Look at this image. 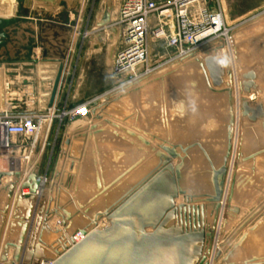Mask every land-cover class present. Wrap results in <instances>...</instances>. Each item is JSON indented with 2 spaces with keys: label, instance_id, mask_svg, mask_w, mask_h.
<instances>
[{
  "label": "rangeland",
  "instance_id": "obj_1",
  "mask_svg": "<svg viewBox=\"0 0 264 264\" xmlns=\"http://www.w3.org/2000/svg\"><path fill=\"white\" fill-rule=\"evenodd\" d=\"M23 1L0 0V5L5 7L6 11L8 9V13L11 14L10 3H14V5L16 4V6L13 5L16 12L13 16L26 15L27 12L22 9ZM84 2L85 4L80 11L82 12L80 15L74 14L72 10H69V2L64 4V11L57 16L56 22L66 24L70 20H73V23H76L77 30H92L94 28V18H92L91 23L88 25V23L86 24V19L83 17L87 6L90 8L94 6L97 10L105 9V12L111 7L112 22L115 23L119 20L120 0H85ZM157 3L162 2L159 1ZM263 19L264 7L250 14L248 17L238 21H229V25L233 28V32L250 31L246 32V35L241 38L244 39L257 33L260 34L264 30ZM257 21L258 24H255ZM155 27L156 24H152L149 30L148 60L147 65L141 70L145 71L149 67L151 72L148 76L135 82L136 86L134 88H127L124 94L105 104L107 96L130 85L126 84V78H117L115 75L113 76L116 77L117 81L107 84L106 82L109 79L106 80V78L110 75H103V89L97 91V98L80 103L77 106L68 104L60 106L57 110L56 108L53 110H56V113L49 137L47 134V144L38 159L32 146L36 148L40 140L39 138L45 133V128V130H41L38 136L30 138L25 142V144L31 145L29 151L25 153L20 152L16 155L1 154L0 172H22L28 170L31 173L33 167H39L40 177L47 178L44 196L46 204L48 205L49 203L51 212L57 210L65 217L67 214H70L73 222H76L80 218L86 224L89 222L88 218L93 217L98 211L103 212L108 209L156 168L159 164L158 153L164 152L161 150V146L171 147L173 145L184 144L183 140L178 136L179 133H182L184 125H198L201 123L200 119H202L203 113L204 115L207 113L205 115L207 118H213L214 116L218 118L220 114L227 118L228 104L222 99L223 104L220 100L213 102L211 97L213 94L216 96V94L211 93L208 87H204L201 79L199 86L203 93L199 94V91L197 92L199 86L192 85L191 82H188L190 83L188 85L186 81L188 90L184 87L185 83H181L180 79H178L179 75H181L178 67L180 66V59L176 58V51L167 46L165 37H156L154 32ZM118 44L119 49H121L119 41ZM244 45V48L248 51L253 47L252 42H245ZM238 52H240L239 49ZM244 68V73L251 70L258 71V68L255 66H245ZM200 74V77L204 80L205 76L202 70ZM165 82H167L166 85ZM150 83L153 84L150 86ZM151 87L152 89H150ZM255 95L256 97H260L259 94ZM215 98L219 99V97ZM233 98L234 107L236 108L237 96L234 92ZM200 99L203 101V104H199ZM96 102L100 105L101 103L105 105L94 107ZM85 105H90L86 114L78 117L72 116L75 110ZM190 105H193V108ZM41 112L47 113L48 111L42 107ZM44 124L46 125V123ZM73 128L76 130L82 129V131H77V135L74 136L75 140L89 141L96 139V144L89 148L86 146V148L85 142H82L81 145L78 143L76 153L71 157H67V159H63L64 135L69 129ZM235 135L236 130L234 131ZM65 144L67 145V143ZM87 150L93 152L89 156L90 160H92V162H89V166H85L83 161L80 162L84 160V152ZM262 155H264V146L255 152L246 153L245 157H252L253 161L254 158ZM232 157L229 173L232 169ZM36 161L39 166L35 167L32 164ZM94 161H97V163H94ZM252 161H242L243 164H241L242 166L238 172L241 175L238 178V183L240 182V188L244 187L246 181L251 177L250 179H253L259 185L253 188L252 192L246 197V201L240 198V200L232 203L234 208L238 207L240 209V213L237 217H233L232 213L231 216L226 215L227 219L223 222L222 228L219 231L217 230L218 238L216 235L213 242L215 243L216 241V243L215 245L212 243L211 246H215L214 248L220 244L223 246L221 248V256L215 264H264V239L254 238L255 233L264 224V172H256L255 176V165L249 163ZM261 162L263 163L264 159ZM62 163L63 166H61ZM177 164H180L179 160L174 161V165ZM245 165H248V168H242ZM83 166L88 168L86 173H84L85 176L87 174H90V176L82 179L80 177V169ZM88 170H90V173H88ZM257 177H261L262 179ZM228 178L225 195L228 187ZM98 201H101V207L96 210V203ZM184 202L185 198L180 197L176 200V205ZM1 205L4 206L3 203ZM53 222L56 224L54 230L57 227L60 228L58 217L54 218ZM213 223L214 216L210 215L206 223L208 228H211ZM104 224L107 225L106 227H110V221L106 218L100 223L101 226ZM100 225L99 228L101 229ZM152 231V229H148V232ZM212 247L209 250V260L211 258ZM204 252L206 253V251ZM192 256L193 261H195V256ZM199 260L200 258L198 257L197 262Z\"/></svg>",
  "mask_w": 264,
  "mask_h": 264
},
{
  "label": "water",
  "instance_id": "obj_2",
  "mask_svg": "<svg viewBox=\"0 0 264 264\" xmlns=\"http://www.w3.org/2000/svg\"><path fill=\"white\" fill-rule=\"evenodd\" d=\"M84 1L24 0V6L27 9L36 6L56 10L68 2H75L77 12H80ZM111 13L112 8L109 7L98 28H109L110 40L117 42L119 29L112 26ZM44 18L49 17L45 14ZM5 25L6 22L0 20V27ZM99 37H104V34ZM5 39L6 35L1 33L0 48L5 44ZM221 45L222 43H214L205 46L202 51L180 59L179 63L190 58L197 59L205 73L207 72L212 93L228 94V122L224 129L222 155L217 158L211 155L199 139L186 145L161 146L164 152L158 153L159 164L156 168L108 209L98 211L88 218L89 222L86 224L73 222L70 214L65 217L59 211L51 212L46 207V184L40 182L39 167L32 166L34 169L32 168V172L25 178L21 172H0V194L4 191L7 199L4 209L0 210V216L2 225L7 223L9 227L7 240L0 252V264H166V261L167 264H192L193 256L189 254V246L192 244L199 246L194 253L196 264H210L209 250L217 235L234 150V91L226 88L228 79L232 83L233 72L230 63L224 62L217 51L213 50L220 49ZM59 62L60 68L53 86L49 109L56 107L62 93L71 55H68L66 63ZM257 79L258 73L255 70L243 74L242 91L245 96L258 94L260 87ZM135 86L136 84H131L110 94L105 104L124 94L127 88ZM98 105L101 106L96 102L94 107H99ZM242 117L252 123L263 121L264 128V103L252 106L246 98L243 99ZM40 140L35 148L37 159L44 151ZM193 151H199L204 158L209 185L206 191H197L193 187L185 186L184 170L189 165L190 153ZM175 160H179L180 164L174 165ZM3 178H11L12 182L3 187ZM18 185L20 190L16 193ZM24 190H29L28 197H25ZM180 197L185 198V202L176 205V200ZM208 209H212L214 216L211 228L206 224ZM227 211V216L232 213L233 217L240 213L238 207L233 210L229 207ZM56 217L59 218V227L63 230H53L50 226ZM105 218L110 221V227L99 230L100 222ZM172 222L174 224L168 228ZM148 229L153 231L148 232ZM48 233L60 234L57 242L60 248L55 250L53 256L48 255L49 248L44 241ZM79 234L84 239L76 243L75 237ZM1 236L2 233L0 239ZM11 251L13 256L9 261L8 255ZM167 252L174 254L166 259L164 256ZM220 256L221 249H218L215 263ZM198 257L200 260L197 262Z\"/></svg>",
  "mask_w": 264,
  "mask_h": 264
},
{
  "label": "crops",
  "instance_id": "obj_3",
  "mask_svg": "<svg viewBox=\"0 0 264 264\" xmlns=\"http://www.w3.org/2000/svg\"><path fill=\"white\" fill-rule=\"evenodd\" d=\"M154 1L163 3L166 0ZM222 3L228 23L229 21H238L248 17L250 14L264 7V0H222ZM84 4L85 2H82V7H84ZM10 5L11 14L8 13V9L6 11L5 7L0 5V20L6 22L4 27H0V34L4 33L6 35V39L3 40L5 44L0 48V113H45L41 112L42 107L47 111L51 110L49 109V104L53 86L60 68L59 61L66 63L68 55H71V62L66 74L62 93L59 96L56 107H54L56 110L62 105L71 104L72 106H77L80 105V103L97 98V91L103 89V75H110L106 78V80L109 79L106 82L107 84L117 81L116 77L113 76L112 66L120 51L118 41L112 42L110 40V30H108V28L104 30L98 28V24L103 20L105 9L97 10L94 6L93 8L87 6L83 17L86 19V24L88 23V25L91 23L92 18H94V28L92 30H77L76 23H73V20H70V22L66 24L56 22L57 16L64 11V5L56 10L41 9L36 6L27 9L23 1L22 9H24L27 14L15 16L13 15L16 12V10H14L16 4L10 3ZM68 5L69 10H72L74 14L80 15L82 13L77 12V3L69 2ZM209 5L212 6V3L210 2ZM45 14L49 18H44ZM86 14L87 16H85ZM152 24H157L156 17L150 20V28ZM100 34H104V37L100 38ZM253 127L255 128V126ZM255 129L258 139L262 140V144H264V136L262 137L264 134L262 133L261 126L257 125ZM77 131H82V129H69L64 135L63 159H67V157H71L76 153V146L78 143L81 145L82 142H85V147L87 146L88 148L96 144V139H91L89 140L90 142L88 140H75L74 136L77 135ZM185 132V129H182V133L178 134V136H180L179 138L183 140L184 145L199 139L188 136V133L187 135L184 134ZM47 134L48 131L45 130L42 139L43 150L47 144ZM258 139L245 148L248 153L263 148L264 145L257 147L256 144ZM13 140L15 143L13 154L16 155L20 152L25 153L31 149V145L25 144V142L29 140L28 138L14 137ZM199 140L203 142L201 138ZM65 143H67V145ZM204 145L206 147L205 143ZM84 153L85 158L80 162L83 161L85 166H89V162H92L89 156L92 155L93 152L87 150ZM244 155H246V153H244ZM263 159L264 156L257 159V167L259 161ZM63 162L66 163L65 160H63ZM94 163H97V161H94ZM61 166H63V163ZM245 166L248 167V165ZM260 166L261 168H258L264 171V162H261ZM87 169L88 168L84 166L80 169V177L82 179L87 178L86 176H90V174L86 176L84 174ZM142 170L144 171V169ZM21 173L25 178L28 177L30 171L26 170ZM88 173H90V170H88ZM11 182L12 179L9 178H4L2 181L3 185H8ZM18 190L19 186L16 193ZM23 193L25 197L29 196V190H24ZM5 195L6 193L0 196V210L4 209L1 203L5 204L7 200ZM96 206V210L101 207V201H98ZM46 207L50 209L49 203L48 205L46 204ZM210 215L211 211L206 213V222H208V217ZM8 219L9 221L11 220L10 215ZM79 220L80 218L77 219L76 222L79 223ZM81 221V223H83V220ZM55 225L54 222L50 223L52 229L55 228ZM106 228H99V230ZM8 230V224L6 223V225L3 226L0 216V233H2L0 239V252L7 240ZM254 238L264 239V225L255 233ZM59 239V235L52 233L46 234L44 241L49 248L48 255L53 256L55 250L60 248L57 244ZM12 256L13 252L11 251L8 255L9 261L12 260Z\"/></svg>",
  "mask_w": 264,
  "mask_h": 264
},
{
  "label": "built area",
  "instance_id": "obj_4",
  "mask_svg": "<svg viewBox=\"0 0 264 264\" xmlns=\"http://www.w3.org/2000/svg\"><path fill=\"white\" fill-rule=\"evenodd\" d=\"M153 17L157 18L156 37L166 38L167 46L176 51L177 59L202 51L214 43L229 44L233 34L222 0H166L159 4L154 0H120L119 20L112 22V26L119 29L118 41L121 44L113 62V73L117 78H126L127 85L151 72L148 66L145 71L141 70L147 65L150 20ZM89 106L78 108L72 116L86 114ZM55 113L56 110L47 113H0V155H13L14 137L34 138L46 128L49 137ZM32 149L35 150L34 146ZM43 179L47 181V178ZM83 239L79 234L75 242L80 243Z\"/></svg>",
  "mask_w": 264,
  "mask_h": 264
},
{
  "label": "bare ground",
  "instance_id": "obj_5",
  "mask_svg": "<svg viewBox=\"0 0 264 264\" xmlns=\"http://www.w3.org/2000/svg\"><path fill=\"white\" fill-rule=\"evenodd\" d=\"M255 24H258V21ZM261 24H262V22H261ZM251 27H249V28H251ZM241 28H243V27H241ZM246 32H250V31L245 30V31H242L240 33H239V31L238 32L234 31L232 34V37H231V41H229V44H224L223 42H218V43H215V45L222 43L220 49H216V48L213 49V50L217 51V54L219 55L220 58L223 59L224 62L226 61V62L230 63V66H231V69L233 72V80L231 83L230 80L228 79V86L226 88L233 89L234 93H236V96H237L236 108L234 107V114H235L234 131L236 130V135L234 136V154H233V157H232L233 159L231 162V168L232 169L229 173L228 185H227L228 187L226 190L225 198H224L223 203H222V211H221V216L219 219L218 230H220L222 228L223 222L225 221V219H227L226 215L228 214V211H227L228 208L231 207L232 210L234 209V207L232 206V203L240 200V198L242 200L246 201V199H247L246 197L252 192L253 188L256 185H259V183L254 182L253 179H250L251 178L250 176H249L250 182H249V180H247L244 187L240 188V186H241L240 182L238 183V181H239L238 178H239V176H241L240 174H238V172L242 166L241 164H243L242 161L243 160L252 161V157L247 158V157H245L244 153H248L245 150V148L248 147L251 143H254L256 141V139H258L257 131L255 129L257 127V125L261 126L262 133L264 134L263 121H259L257 123H252V122H249L247 119L242 117V101H243V99L246 98L252 106H256L260 102L264 103V30L261 31L260 34L257 33L258 35L255 34L253 36L241 39L246 35L245 34ZM245 42H252L253 43V47H252V49H250V51H248L246 48H244ZM242 46H243V48H242ZM238 49L240 52H238ZM240 53H241V55H239ZM245 66H247V67L255 66L258 68L257 84L260 87L259 92H258L260 97H256L255 94H252L251 96L247 97L243 94L242 76H243V74H245L243 71L245 69L244 68ZM178 67H179V70L181 72V75H179L178 79H180L181 83H183V84L185 83L184 87L186 89H187L186 84L188 82H191L192 85H198L199 86V83L201 80L203 82L204 87H206V88L208 87V89L210 88L209 87L210 81L208 79V75L206 74L207 72L205 73V70L203 69V67H201V65H200L199 61H197V59H191V58L187 59L186 61L180 63V66H178ZM201 70L203 71V74L205 76L204 80L202 79V77H200V75H201L200 71ZM164 81H166V80H164ZM186 81H187V83H186ZM166 83L167 82H165V85H166ZM151 84H153V83H150V86H151ZM188 85H190V83H188ZM232 86H233V88H232ZM152 87L150 89H152ZM146 88H147V86H146ZM182 91L184 92L183 88H182ZM198 91H199V94L203 93V92H201L200 86H199L197 92ZM183 92H181V93H183ZM206 92L209 93L208 90H206ZM215 97H219V99H217ZM122 99H123V97H122ZM211 99L213 100V102H217L218 100H220L221 103H222V100H224L225 103L227 104L228 94H223V95L218 94L216 96L213 95L211 97ZM206 103H207V100H206ZM199 104H203V101L201 99H200ZM190 106L192 107L193 105H190ZM53 109H55V108H53ZM53 109H51L52 112H54ZM202 110H200V111H202ZM203 115L204 114H202V116H201L202 119H200L201 123H199L198 125L197 124L190 125V126L184 125L183 129H185V131H186L184 134L187 135V133H188V136H191L194 138H199V139L201 138L203 140V142L206 144L205 148L210 152L211 155H214L217 158L219 155H222L221 151L223 149V144H224L223 139H224V135H225L224 129L227 125L226 123L228 122V117L227 118L223 117L220 114V116H218V118H216L215 116L213 118H211V117L207 118ZM253 126H255V128ZM46 130L48 131V128H46ZM263 136L264 135H262V137ZM102 137L104 138V136H102ZM42 139H43V136H42ZM40 141H42V140H40ZM257 141H258L257 147L264 145V144H262V142H260L262 140L258 139ZM41 144H42V142H41ZM218 148H220V149H218ZM262 156H264V155H262ZM262 156L254 158V160L252 162H249V163H252L253 165H255V167H254L255 168V170H254L255 176H256V172H264V171H261L259 169V168H261V166H260L261 161H259V163H258L259 168L256 165L257 159L261 158ZM190 157H191V160L189 161V165H187V169L184 170L185 186L188 185L191 188L193 187L197 191H206L209 188L208 187L209 185H208V178L206 175V167L204 165V158L202 157V155L199 151L191 152ZM33 166H35V167L39 166L37 161L34 163ZM242 168H248V167L243 166ZM257 178H261V177H257ZM9 179H11V178H9ZM40 182L42 184H46L47 181H46V179L40 178ZM2 186L5 187L6 185H3V183H2ZM17 189H18V187H17ZM17 189H16V191H17ZM19 190H20V188H19ZM19 190H18V192H19ZM2 194H5V192L2 191L0 196ZM179 204H181V203H179ZM209 211H211V215H213L212 209H208L206 211V213H208ZM79 221H81V220H79ZM173 224H174L173 222L169 223L168 228H171V225H173ZM106 226L107 225L104 224L101 226V228H105ZM58 230H63V228L60 227V228H58ZM57 235H60V234H57ZM217 238H216V240H217ZM215 243H216V241H215ZM215 243H213V244L215 245ZM222 246L223 245H221V244L216 248H214L215 246H213V247L211 246L213 249L211 251L212 253H211V258H210V264H215L216 252L218 251V249H221ZM198 247L199 246L196 244L190 245L189 246V254L191 256L194 255V253L198 250ZM173 254H174L173 252H167V253H165L164 257L166 259H168ZM208 259H209V257H208ZM195 262H196V260L193 261L192 264H195ZM166 264H167V261H166Z\"/></svg>",
  "mask_w": 264,
  "mask_h": 264
}]
</instances>
